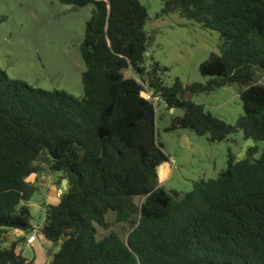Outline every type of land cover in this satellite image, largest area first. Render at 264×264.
I'll list each match as a JSON object with an SVG mask.
<instances>
[{"label":"trees","instance_id":"1","mask_svg":"<svg viewBox=\"0 0 264 264\" xmlns=\"http://www.w3.org/2000/svg\"><path fill=\"white\" fill-rule=\"evenodd\" d=\"M60 2L93 6L84 96L34 88L0 68V229L34 230L31 177L49 162L68 180L39 230L60 244L49 264H264V149L254 158L264 142V85L254 84L256 69L264 71V0H162L158 16L178 14L222 39L220 53L200 65L208 80L187 87L166 85L168 68L146 64L150 15L139 0ZM236 83L246 88L235 124L188 96ZM166 116V131L189 129L212 142L241 132L256 146L240 160L230 152L227 169L190 192H167L158 175L170 169L161 166L170 160L160 141ZM111 214L127 238L116 230L100 237ZM2 243L0 264H41Z\"/></svg>","mask_w":264,"mask_h":264},{"label":"rangeland","instance_id":"2","mask_svg":"<svg viewBox=\"0 0 264 264\" xmlns=\"http://www.w3.org/2000/svg\"><path fill=\"white\" fill-rule=\"evenodd\" d=\"M148 10L150 21L146 26L151 42L146 64L153 61L168 70L163 79L172 86L179 79L184 87L194 83H205L208 78L200 72L201 63L212 53H220L222 39L219 32L203 28L200 24L180 17L178 14L158 16L162 10V0H139ZM93 12V6H72L60 0H0V68L12 79L23 80L31 87L47 91H66L75 97L84 96L82 81L86 65L82 57L85 28ZM254 84L264 85V71L256 69ZM242 84L225 86L214 93L188 94L206 111L235 124L244 114L241 92ZM149 98L148 93L142 94ZM169 116L160 122V141L165 153L170 157L171 173L160 182L167 192H190L195 183L217 178L227 169L229 153L237 160L246 144L241 132L231 135L222 142H212L209 136H199L189 129L166 131ZM259 158L264 142L258 143ZM39 176L33 179L38 191L28 203L34 227H42L45 222V207L57 203L54 191L61 190L62 174L54 172L49 162L41 165ZM170 172V169L164 173ZM45 178V179H44ZM54 186L51 188L48 184ZM52 190V191H51ZM55 193V192H54ZM118 231L124 239L129 229L117 223L113 214L107 228H100V237L111 231ZM32 232L20 229H0L4 247L17 244V249L26 257L41 255L42 263L52 259L60 244L50 242L42 232L37 241L29 244ZM39 251L42 254L38 253Z\"/></svg>","mask_w":264,"mask_h":264},{"label":"water","instance_id":"3","mask_svg":"<svg viewBox=\"0 0 264 264\" xmlns=\"http://www.w3.org/2000/svg\"><path fill=\"white\" fill-rule=\"evenodd\" d=\"M164 105H165V103L162 102V103L160 104V107L163 108ZM161 108H160V109H161ZM174 112H175V109H171V113H174ZM182 113H183V110L180 109V110H179V114H182ZM255 146H256V143H255V141H254L253 139H248V140H246V144H245V146H244V148H243V151H242L240 157H242V156H243V158L246 157L249 148H251V147H255ZM243 158H242V159H243ZM161 166H162V165H161ZM67 192H68V180H67V179H64V181H63V185H62V189L60 190V194H59V196H61L62 194H66ZM127 244H128V241H127Z\"/></svg>","mask_w":264,"mask_h":264},{"label":"crops","instance_id":"4","mask_svg":"<svg viewBox=\"0 0 264 264\" xmlns=\"http://www.w3.org/2000/svg\"><path fill=\"white\" fill-rule=\"evenodd\" d=\"M164 107H165V105H164ZM161 108V107H160ZM169 159H170V157H169ZM170 161V160H169ZM164 165H168L169 166V168H170V172L168 173V175H166L165 177H161L160 176V169L158 170V175H159V182H163V181H165L166 179H168V177H169V175H170V173H171V164H170V162H166V163H164V164H162V166H164ZM35 177H31V179L33 180ZM34 181V180H33ZM52 183L50 182L48 185L51 187V188H53L54 186H52L51 185ZM52 191V190H51ZM55 192V193H54ZM53 192V194H55V195H57V196H59V194H60V190H57V191H54ZM38 253H40V254H42V252L41 251H39ZM41 256V255H40ZM39 255L37 256V253H36V258H37V261L39 262V263H41V264H43L42 263V257H40ZM50 261L51 260H49L48 262H46V264H49L50 263Z\"/></svg>","mask_w":264,"mask_h":264},{"label":"built area","instance_id":"5","mask_svg":"<svg viewBox=\"0 0 264 264\" xmlns=\"http://www.w3.org/2000/svg\"><path fill=\"white\" fill-rule=\"evenodd\" d=\"M150 95V94H149ZM150 97H151V95H150ZM149 97V98H150ZM45 179V178H44ZM39 230H40V227H34V230L32 231V234L29 236V238L27 239V242L29 243V244H33V243H35L36 241H37V235H38V233H39Z\"/></svg>","mask_w":264,"mask_h":264},{"label":"bare ground","instance_id":"6","mask_svg":"<svg viewBox=\"0 0 264 264\" xmlns=\"http://www.w3.org/2000/svg\"><path fill=\"white\" fill-rule=\"evenodd\" d=\"M167 175V173H164L163 175H162V177H165Z\"/></svg>","mask_w":264,"mask_h":264}]
</instances>
